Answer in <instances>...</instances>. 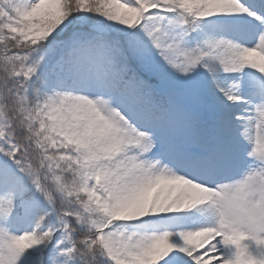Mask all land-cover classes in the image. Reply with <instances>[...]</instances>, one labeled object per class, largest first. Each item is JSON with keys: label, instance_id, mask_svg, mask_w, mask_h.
<instances>
[{"label": "snow or ice", "instance_id": "6c2138e0", "mask_svg": "<svg viewBox=\"0 0 264 264\" xmlns=\"http://www.w3.org/2000/svg\"><path fill=\"white\" fill-rule=\"evenodd\" d=\"M0 264H264V0H0Z\"/></svg>", "mask_w": 264, "mask_h": 264}]
</instances>
